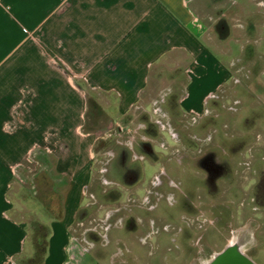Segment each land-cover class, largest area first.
<instances>
[{"label":"crops","instance_id":"crops-1","mask_svg":"<svg viewBox=\"0 0 264 264\" xmlns=\"http://www.w3.org/2000/svg\"><path fill=\"white\" fill-rule=\"evenodd\" d=\"M239 5L238 0H0V264H25L34 254L30 229L10 196L30 157L54 159L56 169L76 184L74 179L91 172L90 103L111 119L108 125H117L113 117L119 116L125 129L135 119L138 129L160 125L153 122L160 113L168 115L170 127L171 119L177 125V115H192L180 103L213 95L227 73L225 64L209 58L208 48L227 56L230 41L241 34V46H248L249 16L239 18ZM237 60L231 57L228 66ZM74 200L60 204V218L47 226L43 264L65 263L74 219L67 211Z\"/></svg>","mask_w":264,"mask_h":264},{"label":"rangeland","instance_id":"rangeland-1","mask_svg":"<svg viewBox=\"0 0 264 264\" xmlns=\"http://www.w3.org/2000/svg\"><path fill=\"white\" fill-rule=\"evenodd\" d=\"M238 2H240L239 18L242 19L245 13L249 16L246 20L249 28L247 36L243 34L250 40L247 42L248 46H241V43L245 42V37L241 34L235 41L234 39L230 41L228 48L231 51L227 56L219 54L218 50L208 48L209 58L225 64L227 73L220 77L221 84L215 93L203 99L204 101L188 98L180 103V109L184 113L192 112V115H177V119L175 118L177 125L173 124L174 121L171 119L172 127H170L167 124L168 115L160 113L153 117V122L157 120L161 122L160 125L152 123L153 125L144 129L136 127L137 119L133 120L131 129H125L119 116L113 117L117 125H108L111 119L103 115V120L99 121L96 128L90 132L91 138L95 140L94 148L91 149L93 158L90 163V176L77 181L74 179L76 184H73L67 174L56 169L54 159L46 163L40 160V156L30 157L28 168L21 170L20 179L10 191V196L18 216L26 221L30 229L28 231L32 242L35 232H42L36 226L47 228L48 225L52 226V222L56 220V216L41 203L39 193L36 195L35 181L32 179L33 174L45 167L51 180L55 182V191L60 194L62 204L65 206L66 200L70 197L76 199L71 201L67 211L68 215L71 214V218L74 217V219L69 227L71 239L68 243L64 264H188L189 257L186 251L190 245L193 250L197 249L195 237L199 234L202 223L196 221L192 224L190 222V225L185 228V225L182 226L181 234L178 233L179 227H175L173 232L177 231L176 233L181 235L176 242L177 258L175 260L165 259L162 254L159 258L155 252L156 239L161 231L162 233L165 231L162 230L158 219L161 217L174 218L178 206L170 204L165 196L159 199L155 196V192L180 193L179 189L170 185V180L178 182L181 171L185 170L178 160L199 154L200 140L207 134L211 135L207 141L211 145L221 141L226 146L230 144L242 146L240 151L233 155L232 171L238 170L237 163L241 162L243 155L247 157L250 148H255L257 155L264 156V93L262 94V90L258 87L259 85L264 86V0H238ZM231 57L238 59L232 69L228 66ZM209 76L211 77L210 73ZM235 78L241 81L235 82ZM248 78L249 85L245 82ZM179 86V83L175 86L178 94L180 93ZM171 97L175 98L176 95ZM111 101L113 102L112 99ZM204 107L217 111L218 115L203 119ZM95 110L97 111L98 108ZM95 110L94 108L89 109V111ZM198 114H201V118ZM206 119L212 121L207 127H202ZM122 127L123 130H121ZM139 138L151 143L159 159L151 160L136 150L135 153L139 158L144 157L136 162L141 171V180L133 189H118L122 193L121 199L112 200V195L109 194L117 185L112 180V174L119 168H115V166L118 167L117 160L109 162L110 149L114 147L111 142L130 145L131 141L135 144V139ZM105 139L108 140L106 143L99 142ZM164 139L167 140L166 143ZM168 151L172 157L169 156ZM54 154V151L49 153L50 156ZM186 170L189 172L192 168L186 166ZM164 171L168 175H164ZM191 181L186 182L190 185ZM44 182H46L45 179ZM44 185L42 184V187ZM183 185L185 187L187 184L183 183ZM124 208H127L128 212L132 210L135 221L138 217H143L145 220L150 218L157 221L156 226L152 227L150 223L144 228L139 225L130 228L128 224L131 222L125 224L123 220L122 209ZM256 216L261 220L257 236L260 240L259 250L264 254V249H262L264 215L257 213ZM191 219H196V215L193 214ZM162 222L166 223L165 220ZM177 226H180L179 222ZM210 240H215L217 246L221 244L217 237H211ZM161 244L164 248L168 245L166 242ZM48 253V258L53 256V252L48 251Z\"/></svg>","mask_w":264,"mask_h":264},{"label":"flooded vegetation","instance_id":"flooded-vegetation-1","mask_svg":"<svg viewBox=\"0 0 264 264\" xmlns=\"http://www.w3.org/2000/svg\"><path fill=\"white\" fill-rule=\"evenodd\" d=\"M234 81L241 80L235 78ZM245 82H248L247 85H249V78ZM258 87L263 94L264 86L259 85ZM103 115L105 116L98 110L90 112L86 126L90 129L89 132L93 131L99 121L103 120ZM217 115V111L206 108L203 119ZM210 121L206 119L202 127H207ZM210 138V134L202 137L199 154L178 160L185 170L181 171L178 177L180 180L176 182L172 179L170 185L179 189V194L155 192V196L159 199L165 196L170 204L177 205L176 210L179 215L176 214L178 218L175 216L172 219L164 217L158 219V223L165 232L161 231V235L158 234L155 252L159 258L162 254L165 259L175 260L177 258L176 242L178 238H181V227L185 225V228L190 225V222L192 224L199 221L202 224L199 234L195 237L197 249L193 250L190 245L186 251V255L189 257L188 264H264V254L259 250L260 240L257 236L261 220L256 216L257 213L264 215V164H262L264 156L257 155L254 151L255 148H250L247 157L243 155L241 162L237 163L238 170L232 171L231 160H233L234 153L240 151L242 146L231 144L226 146L221 141L211 145L207 142ZM106 141L108 140L99 142L106 143ZM190 142L193 143L192 140ZM111 143L115 144V149L110 155L109 162L117 160L118 167L115 166V168L119 169L112 174V180L117 185L112 188L109 195H112V200H120L122 193L118 189H133L141 180V171L136 164L140 158L135 154V151L138 150L137 152L143 153L151 160H158L159 157L149 141L138 140L133 144V148H129L123 143ZM186 166L192 168V171L188 172ZM163 173L168 175L165 171ZM38 178H40L39 181H37ZM32 179L35 181V192L36 195L39 193L41 203L58 218L61 215L59 211L60 204H62L61 196L55 191V182L51 180L47 168L33 174ZM190 180L192 183L189 185V182L186 181ZM183 183L187 185L183 187ZM42 184H45L44 187ZM109 195L107 194V196ZM122 211L125 224L131 222L128 224L131 226H129L130 228H134L136 225L144 228L150 223L152 227L156 226L157 221L154 219L145 220L143 217H138L135 221L132 210L128 212V209L124 208ZM193 214L196 215V219H191ZM163 220L166 223H163ZM177 222L180 226H177ZM175 227H179L178 233L180 234L176 233L177 231L173 232ZM211 237H217L221 244L217 246L215 240H210ZM165 242L168 245L164 248L161 243ZM262 249H264V242Z\"/></svg>","mask_w":264,"mask_h":264},{"label":"trees","instance_id":"trees-1","mask_svg":"<svg viewBox=\"0 0 264 264\" xmlns=\"http://www.w3.org/2000/svg\"><path fill=\"white\" fill-rule=\"evenodd\" d=\"M94 104L90 103V109L94 108ZM89 111V110H88ZM91 112V111H89ZM89 119V114H86V121ZM89 132V131H88ZM40 229L42 232H35L33 235V245H34V254L31 258L27 259L25 261V264H43L44 256L46 252L47 242L46 238L49 235V229L48 228H42V226H36Z\"/></svg>","mask_w":264,"mask_h":264}]
</instances>
